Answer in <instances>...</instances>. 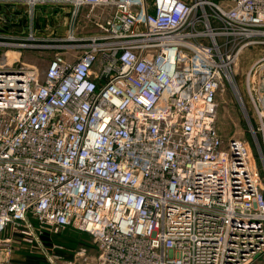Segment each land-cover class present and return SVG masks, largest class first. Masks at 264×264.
<instances>
[{"label": "built area", "instance_id": "2783aa9c", "mask_svg": "<svg viewBox=\"0 0 264 264\" xmlns=\"http://www.w3.org/2000/svg\"><path fill=\"white\" fill-rule=\"evenodd\" d=\"M17 3L108 14L41 75L0 62V264H26L12 260L24 249L47 264L263 255L264 54L246 99L236 69L244 49L264 51V0H0ZM227 88L252 145L218 132ZM65 229L86 245L44 244Z\"/></svg>", "mask_w": 264, "mask_h": 264}, {"label": "rangeland", "instance_id": "374dc122", "mask_svg": "<svg viewBox=\"0 0 264 264\" xmlns=\"http://www.w3.org/2000/svg\"><path fill=\"white\" fill-rule=\"evenodd\" d=\"M212 1L219 2L220 0ZM70 11L69 7L59 5L39 4L33 10L26 3L0 5V41L18 44L25 43L26 46L34 44L33 47H8L0 44V62L8 65L12 63V67H17L20 64L33 65L41 75L54 54L58 52L68 54L65 49L60 48L62 45L72 47L80 44L79 42H82L83 38L97 35L99 31L94 25L95 15L102 13V18H104L108 14V10L100 9L90 13L89 9L84 7L75 17ZM73 38L77 40L74 41ZM40 44H45L46 46H39ZM79 52L80 50L73 51L70 55L76 56ZM263 54V50L254 48L244 49L240 54L236 69V79L241 94L245 99L247 97L245 74L253 61ZM9 58H12V60H9ZM216 103L217 128L224 142L231 138H236L247 141L252 145L247 122L237 107L229 88L218 93ZM252 152L256 155L254 147ZM260 172L264 183V171L263 173L262 171ZM49 235L51 237L56 236ZM75 236H77L75 247L81 246L80 242L86 245L89 238L88 235L77 233ZM78 239H81V241L79 242ZM89 249L93 251L94 247L90 246ZM27 256H31V258L27 259ZM25 259L28 264L32 262L45 264L44 259H41L38 253L27 254ZM253 264H264V259L257 260Z\"/></svg>", "mask_w": 264, "mask_h": 264}, {"label": "crops", "instance_id": "0c3cea01", "mask_svg": "<svg viewBox=\"0 0 264 264\" xmlns=\"http://www.w3.org/2000/svg\"><path fill=\"white\" fill-rule=\"evenodd\" d=\"M74 235L75 236V234H77V232H75L73 229H65L63 232H61V234H59V235H66V236H70V235ZM76 238H77V236H76ZM48 239L49 240H51V236H48V235H45L44 237H43V242H44V244L45 245H48L47 244V242H48ZM78 241L80 242L81 241V239H78ZM81 243V242H80ZM79 243V244H80ZM27 254H30V252L27 250V249H24V250H18V251H16V252H14L13 253V255H12V260H14V261H21V262H24V263H26V264H28L26 261V255ZM28 258H31V256H27V259ZM264 259V254L263 255H261L259 258H257L255 261H257V260H263ZM30 260V259H29ZM254 261V262H255ZM29 264H34L33 262L32 263H29ZM36 264V263H35ZM253 264V263H252Z\"/></svg>", "mask_w": 264, "mask_h": 264}, {"label": "trees", "instance_id": "16d2710c", "mask_svg": "<svg viewBox=\"0 0 264 264\" xmlns=\"http://www.w3.org/2000/svg\"><path fill=\"white\" fill-rule=\"evenodd\" d=\"M51 244V243H55V244H58V245H63V246H66V247H75L76 244H77V238L76 236L74 235H70V236H66V235H56V236H52L51 237V240L48 239V242L47 244ZM48 244V245H49ZM41 259H44L45 261V264H47L46 260L44 257L40 256ZM34 264L36 262H33Z\"/></svg>", "mask_w": 264, "mask_h": 264}, {"label": "bare ground", "instance_id": "6f19581e", "mask_svg": "<svg viewBox=\"0 0 264 264\" xmlns=\"http://www.w3.org/2000/svg\"><path fill=\"white\" fill-rule=\"evenodd\" d=\"M13 55V54H12ZM9 60H12V58H9Z\"/></svg>", "mask_w": 264, "mask_h": 264}]
</instances>
